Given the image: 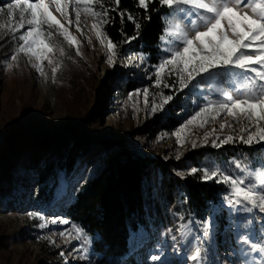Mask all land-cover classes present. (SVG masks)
I'll return each mask as SVG.
<instances>
[{"label":"trees","instance_id":"1","mask_svg":"<svg viewBox=\"0 0 264 264\" xmlns=\"http://www.w3.org/2000/svg\"><path fill=\"white\" fill-rule=\"evenodd\" d=\"M10 2L0 0V29ZM103 3L109 9L116 8L114 0H103ZM95 7L100 10L99 5ZM170 11L159 0L149 3L147 11L139 7L138 0H120L119 8L109 12L110 22L104 25V34L117 45V55L142 57L146 67L153 69L163 58L162 37L167 31ZM120 12L125 13L123 18ZM129 14L135 22L128 19ZM52 31L49 38L55 45L52 58L60 65L55 82L47 60L43 67L52 91L67 113L65 136L25 130L7 134L0 148V212L7 210L26 215L30 232L40 233L35 228L37 221L33 220L38 217L29 214L49 213L57 204V208L92 239L93 251L102 261L125 255L131 233L140 228L152 235L155 229L172 225L183 217L199 225L211 223L216 248L221 249L228 235L232 239L233 227L221 210L225 188L213 179L204 180L203 171L238 159L241 148L250 159L256 160L259 154L264 161V149L206 145L193 149L183 160H164L143 156L135 150L136 143L130 145L127 141L121 143L98 137L89 113L95 101L93 92L99 84L96 74L63 36L55 29ZM3 32L7 36L4 41L7 44L3 46L10 53L17 43L12 41L10 32ZM60 49L64 51L63 56ZM144 83L130 76L124 83L114 84L113 101L119 105ZM182 102L183 99L176 96L160 109L153 121L155 127L164 130L179 123L183 118ZM147 129L146 124L141 133ZM78 162L88 168V174L70 181L69 176ZM192 168L198 171L190 174ZM60 176L67 179L68 188L66 197L57 198ZM30 237L34 239L33 235ZM40 246L47 249L44 243ZM229 248L233 250L238 246L231 240ZM46 253L50 264H60L58 250L48 248Z\"/></svg>","mask_w":264,"mask_h":264},{"label":"rangeland","instance_id":"2","mask_svg":"<svg viewBox=\"0 0 264 264\" xmlns=\"http://www.w3.org/2000/svg\"><path fill=\"white\" fill-rule=\"evenodd\" d=\"M48 2L51 4V0ZM83 7L81 4L80 18L77 21L76 9L73 4L69 3L68 16L72 21L69 24L60 13L55 11V6L51 5L53 14L75 38L76 43L70 44L74 48L75 54L77 55L78 48L80 55L77 56L88 64L99 82L93 92L94 104L89 107V113L97 129L96 135L98 137L121 143L127 141V144L130 145L136 143L135 150L145 157L183 160L190 151L197 147L213 146L212 140L217 135L221 139L227 135L234 137L247 135L240 131L242 127L247 126V121L242 117L238 121H234L226 113L221 114L214 122L209 120L204 127H200V121L197 120L181 132L179 139L176 135L177 131L202 106L223 99L222 92L218 90L231 91L238 87L240 69L232 67L218 69L213 71L211 75L205 74L203 77H197L183 90H180L176 83V76H169L165 72L162 74L160 85L157 86L155 68L148 69L143 60L139 59V56H134L138 59H134L129 64V57H120L116 54L114 64L108 63L109 50L104 26L101 29L104 34L101 37L104 39L102 44L93 28L96 17L90 13H85ZM4 18L3 27L0 29V148L4 145L7 134L13 130L42 131L64 137L68 122L65 107L56 93L52 91L47 81V75L41 76L33 66L38 63L36 58L30 59L21 53L17 55L16 61L10 60L19 43H22L18 40L20 32L15 33L17 39H13L11 31L12 27L20 21L19 10L15 11L14 18L10 19L8 13ZM177 23H187V21L181 22L178 17L169 15L167 30L170 25ZM26 27L20 31H26ZM3 30L10 32L12 41L17 43L10 53H8L9 49L3 46V44H7L4 42L7 36ZM169 39L171 38L166 37L165 34L162 40L163 58L168 54L166 49ZM8 63L13 64L12 69L7 68ZM130 76L145 83L129 93L119 105H116L113 101L115 96L113 85L124 83ZM166 84H175L176 86L169 88L165 87ZM145 90H147L146 93ZM162 96H172L171 100L176 96L183 99L182 120L164 130L156 128L153 124L158 111L165 108L171 101L164 103L161 108ZM154 105L156 111L152 110ZM221 122H229L231 127H226L221 131ZM146 124L148 129L145 133H141ZM214 129L215 133L210 135L205 142V132L213 133ZM193 141L198 145L195 148L192 147ZM217 145H219V141H217ZM223 145H237L240 148L247 146L257 151L264 149V142L248 145L241 143L239 139H236L234 143L230 142ZM244 152L245 149L241 148L238 159L225 166L214 165L211 170H218L225 175L247 180L255 175L252 171L253 168L256 169V172L264 169V161H261L259 154H257L256 160H253L247 157ZM237 164H240L241 167L237 168ZM87 174L88 168L78 162L69 179L70 181L78 180L85 178ZM67 188V179L60 176L56 197H66ZM224 188L221 210L226 219L232 222L233 227L231 228L232 239L228 235L227 243H224L219 250L216 248L215 240H213V225L211 223L209 232L205 235L202 227L204 223L199 225L190 218L183 217L180 221H174L172 225H164L155 229L152 235L145 233L140 228L138 232L131 233L125 255L114 260L102 261L94 253L92 239L84 231L79 240L72 239L67 234L71 231L73 223L57 208V204H54L49 213H41L45 221L48 222L47 227L41 228L39 225L42 221L39 218L33 219L37 221L35 228L40 233L30 232L26 215L7 210L0 212V264H50V257L46 253L48 248L58 250L60 264H64L65 259L70 264H260L264 252L251 251L249 246L243 243V239L245 235H248L252 240L259 241V238L264 236V213L251 208V206H248V210L245 211L240 206L230 205L225 199V196L230 195L228 186L224 185ZM62 220H67L69 223H61ZM51 221H56V223H51ZM62 232L65 233L64 236H61ZM22 233L27 235H22ZM32 235L34 239L30 237ZM74 235L73 232L72 236ZM231 240L236 242L238 248L233 250L229 248ZM41 243H44L46 250L41 248ZM81 245L88 250L87 259H81L82 251H73L74 247L79 248ZM60 252L64 253V257L60 256ZM245 252H247L246 255ZM197 253L199 254L198 259L193 260L192 256L197 255ZM152 256H158L159 259L153 261Z\"/></svg>","mask_w":264,"mask_h":264},{"label":"snow or ice","instance_id":"3","mask_svg":"<svg viewBox=\"0 0 264 264\" xmlns=\"http://www.w3.org/2000/svg\"><path fill=\"white\" fill-rule=\"evenodd\" d=\"M114 2L116 8L109 9L104 5L103 0H51V4L48 0H11L7 4L9 18H14L16 10L20 13L19 23L11 29L13 39H17L15 33L20 32L18 40L22 43H19L10 60L16 61L17 55L21 53L30 59L35 57L38 63L33 66L41 76L47 75L43 67V62L47 60L52 66L51 72L53 82H55V74L60 65L52 58L55 48V45L49 42V38L53 35L52 30L55 29L69 44H75L76 41L70 35L68 28L53 15L50 10L51 5H54L55 11L71 24L72 21L68 16L69 3L73 4L76 9L77 21L80 18V5L82 4L85 13L96 17L93 28L96 30L97 38L103 44L104 39L101 37L104 34L101 29L110 22L109 12L119 8L120 0H114ZM155 2L156 0H138V5L147 11L149 3ZM159 3L171 10L170 15L178 17L181 22L187 21V23L170 25L166 32V37L171 39L166 49L167 56L155 66L157 86L160 85L162 74L165 72L169 76L175 75L176 83L180 90H183L197 77H203L205 74L211 75L218 69L232 67L241 70L238 74L240 76L237 82L238 87L231 91L218 90L222 92L223 99L202 106L177 131V138L179 139L181 132L195 121L199 120L200 127H204L209 120L214 122L221 114L226 113L234 121H238L241 117L247 121V126L240 129L241 133L247 135L239 137L227 135L223 139L217 135L212 140L213 146L234 143L236 139L248 145L264 142V0H159ZM96 5L100 6V10H96ZM124 15V12H120L122 18ZM128 19L135 22L131 14L128 15ZM135 26L137 29L140 28L138 23ZM25 27L26 31L21 32L20 30ZM107 47L109 50L107 60L110 65H113L117 45L111 39H107ZM60 55H64L63 49H60ZM77 55H80L78 48ZM134 59L138 57H130L129 64ZM12 67V63L7 64L8 69ZM175 86V84L165 85L169 88ZM172 98V96H162L160 107L162 108L163 104ZM145 99L147 100V97ZM152 110L156 111L155 105ZM226 127H231V123H220L221 131ZM214 133L215 129L213 133L205 132L204 141L207 142L209 136ZM197 146V143L193 141L192 147ZM236 167L240 168L241 165L237 164ZM197 171L196 168H192L190 174H195ZM252 171L255 175L246 180L225 175L218 170L206 169L203 171L202 178L204 180L213 179L217 183L227 185L230 195L225 196V199L230 205L240 206L245 211L248 210V206H251L264 213V169L256 172L253 168ZM179 175L183 176L182 173ZM29 215L33 218L38 217L42 221L39 225L41 228L48 226L43 215L35 212ZM51 223H56V221H51ZM61 223L68 224L69 221L62 220ZM210 226V223L202 225L205 235L208 234ZM73 232L74 236H72ZM67 234L72 239L79 240L83 235V229L73 224L71 231ZM64 235L65 233L62 232L61 236ZM243 243L247 244L251 251L264 252V236L256 241L245 235ZM73 251H82L81 259L88 258V250L83 245L79 248L74 247ZM198 255L197 253L192 256V259L197 260ZM60 256L64 257V253L60 252ZM158 259V256H152L153 261ZM64 264H70V262L65 259ZM260 264H264V257H261Z\"/></svg>","mask_w":264,"mask_h":264},{"label":"bare ground","instance_id":"4","mask_svg":"<svg viewBox=\"0 0 264 264\" xmlns=\"http://www.w3.org/2000/svg\"><path fill=\"white\" fill-rule=\"evenodd\" d=\"M50 10L52 11V13H53V9L52 8H50ZM54 15V14H53Z\"/></svg>","mask_w":264,"mask_h":264}]
</instances>
